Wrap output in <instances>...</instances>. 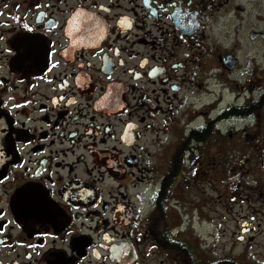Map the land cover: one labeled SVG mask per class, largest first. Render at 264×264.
Here are the masks:
<instances>
[{
	"label": "flooded vegetation",
	"instance_id": "obj_1",
	"mask_svg": "<svg viewBox=\"0 0 264 264\" xmlns=\"http://www.w3.org/2000/svg\"><path fill=\"white\" fill-rule=\"evenodd\" d=\"M0 113V264H264L180 206L206 150H259L253 241L264 0H0Z\"/></svg>",
	"mask_w": 264,
	"mask_h": 264
},
{
	"label": "rangeland",
	"instance_id": "obj_2",
	"mask_svg": "<svg viewBox=\"0 0 264 264\" xmlns=\"http://www.w3.org/2000/svg\"><path fill=\"white\" fill-rule=\"evenodd\" d=\"M239 149L228 155L227 147H223L221 157L215 154L216 151L206 150L212 153L214 160H205L199 164L201 167L195 168L202 170L200 176L205 174L199 179L193 178L195 169H190L191 179L186 181L180 206L182 211L190 210L188 216L194 218L199 231L205 232L204 243L205 247H210V252L264 254V214H255V229L249 234L253 241L245 246L235 244L239 235L238 223L250 212V204L256 206L254 198L259 192L254 190L253 176L246 172L250 168L259 169L260 151L257 150L254 156L253 151ZM250 158H254L251 166L248 165ZM193 204L198 208L196 214L191 211Z\"/></svg>",
	"mask_w": 264,
	"mask_h": 264
},
{
	"label": "water",
	"instance_id": "obj_3",
	"mask_svg": "<svg viewBox=\"0 0 264 264\" xmlns=\"http://www.w3.org/2000/svg\"><path fill=\"white\" fill-rule=\"evenodd\" d=\"M8 134V123L3 114L0 113V143L6 141Z\"/></svg>",
	"mask_w": 264,
	"mask_h": 264
},
{
	"label": "snow or ice",
	"instance_id": "obj_4",
	"mask_svg": "<svg viewBox=\"0 0 264 264\" xmlns=\"http://www.w3.org/2000/svg\"><path fill=\"white\" fill-rule=\"evenodd\" d=\"M39 7V5H38ZM76 15H81V16H87V13L84 12L82 9H77L73 12V16H76ZM69 23H72V21H69ZM27 27V25L25 26ZM98 27V25H96L94 22H93V25H92V29H89V31H92V30H95L96 28ZM122 63V61H121Z\"/></svg>",
	"mask_w": 264,
	"mask_h": 264
}]
</instances>
